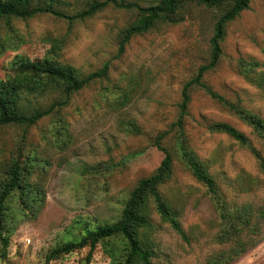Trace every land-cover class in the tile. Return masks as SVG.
<instances>
[{"label":"rangeland","instance_id":"rangeland-1","mask_svg":"<svg viewBox=\"0 0 264 264\" xmlns=\"http://www.w3.org/2000/svg\"><path fill=\"white\" fill-rule=\"evenodd\" d=\"M94 0H52L73 15ZM103 1V0H99ZM146 6L158 0H123ZM51 0H34L46 5ZM176 24H157L134 36L119 54L120 35L138 18L133 9L109 4L91 17L69 22L51 13L0 23V79L13 76L17 56L49 57L87 75L109 63L108 77L95 80L31 127L0 126V190L13 160L25 167L24 185L9 196L5 228L9 256L0 264H45L47 253L87 231L121 217L131 191L153 174L171 150V178L160 187L178 208L188 240L163 222L151 203L152 228L145 244L153 264H264V168L247 147L210 125L225 122L251 141L264 161V138L203 89L192 91L184 117L185 145L214 177L234 219L225 217L207 187L186 167L178 127L182 88L210 60V39L224 7L189 4ZM223 55L204 81L264 120V90L241 74L240 63L264 72V0H251L226 27ZM65 98L60 86L24 93L25 109L47 108ZM122 236L102 240L89 263L85 247L50 264H122Z\"/></svg>","mask_w":264,"mask_h":264},{"label":"trees","instance_id":"trees-1","mask_svg":"<svg viewBox=\"0 0 264 264\" xmlns=\"http://www.w3.org/2000/svg\"><path fill=\"white\" fill-rule=\"evenodd\" d=\"M251 0H158L150 5H140L137 2L125 3L123 0H94L89 5L73 14H66L50 3L42 5L34 3V0H0V23L5 19H27L40 13H51L60 18H66L69 22L93 16L109 4L121 8L133 9L138 13L134 23L126 27L120 35L119 54H123L126 45L137 35L144 34L157 26V24H176L181 21L189 4L212 8L224 7V10L215 21L213 35L210 39V60L199 66L196 74L185 82L181 101L179 103L180 114L174 127H178L180 137L181 157L186 167L193 176L202 182L215 200L223 215L226 205L220 197L219 189L214 177L208 172L203 162L185 145L183 137L184 117L188 114V106L192 99V91L196 88L203 89L209 96L224 105L229 111L236 114L242 121L253 128L255 132L264 138V120L251 113L240 103L233 102L224 95L214 90L204 81L206 72L213 70L219 64L223 55L222 42L226 35V27L240 14L249 8ZM241 74L264 90V72H258L257 63H240ZM110 64L105 63L100 69L87 75H81L68 64L57 63L49 57L40 60H30L23 56H17L13 61V76L6 80L0 79V126L23 125L31 127L43 117L54 110H60L71 100L72 96L83 88L89 86L95 80L108 77ZM50 84L60 86L65 98L52 102L47 108L25 109L22 105L24 93L38 92L46 89ZM212 131L225 133L236 140L240 145L249 148L260 160L264 168V161L260 153L252 146L250 139L235 126L218 122L210 125ZM167 132L159 134L155 144L162 151L163 158L156 171L148 177L141 178L131 191L121 213V217L113 223H104L93 230L87 231L77 240H70L51 249L46 255L45 264L60 259L76 250L89 247L86 262L89 263L94 250L99 242L116 236H122L127 242V249L122 264H153V251L145 244V232L152 228L151 203L163 222L169 223L184 240H188L178 217V208H175L162 194L160 187L165 184L173 172L174 156L169 148L162 145L161 141ZM25 167L20 160H13L8 170L7 178L1 183L0 190V259L6 260L9 256L10 236L5 228L7 220L6 204L9 196L16 190L24 191ZM234 219V215H225Z\"/></svg>","mask_w":264,"mask_h":264}]
</instances>
